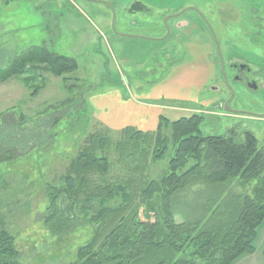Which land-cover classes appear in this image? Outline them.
Listing matches in <instances>:
<instances>
[{"label": "rangeland", "instance_id": "374dc122", "mask_svg": "<svg viewBox=\"0 0 264 264\" xmlns=\"http://www.w3.org/2000/svg\"><path fill=\"white\" fill-rule=\"evenodd\" d=\"M135 2L143 7L131 9ZM179 20L207 21L222 61L248 63L256 71V89L234 82L229 71L222 81L219 67L205 78L199 71L181 72L186 58L175 40L184 33ZM188 30L197 35L196 28ZM41 44L75 58L77 67L66 74L67 83L43 72L35 96L21 79L0 83V157L13 154L0 161V197L21 264L72 263L90 237L89 224L59 236L41 221L47 187L59 185L89 133L112 137L107 153L114 179L125 176L114 147L122 130L153 131L157 112L169 119L198 112L203 135L240 142L247 131L264 146V0H0V65ZM20 113L27 121L19 120ZM254 247L232 264H264V221Z\"/></svg>", "mask_w": 264, "mask_h": 264}, {"label": "trees", "instance_id": "16d2710c", "mask_svg": "<svg viewBox=\"0 0 264 264\" xmlns=\"http://www.w3.org/2000/svg\"><path fill=\"white\" fill-rule=\"evenodd\" d=\"M76 67L75 58L33 45L0 65V83L21 79L35 96L43 72L67 83L66 74ZM202 119L198 112L174 119L159 115L151 132L125 127L114 143L125 176L116 179L109 175L112 137H84L59 185L47 187L41 216L59 236L80 224L92 226L69 264H232L254 251L264 221V146L247 131L240 142L203 135ZM2 207L0 197V264H21Z\"/></svg>", "mask_w": 264, "mask_h": 264}, {"label": "flooded vegetation", "instance_id": "af4514ba", "mask_svg": "<svg viewBox=\"0 0 264 264\" xmlns=\"http://www.w3.org/2000/svg\"><path fill=\"white\" fill-rule=\"evenodd\" d=\"M183 22L184 20H179V23L183 24L182 26H184L183 36L181 32L180 37L175 38L177 42L181 43L184 54H185V58H186L184 63L179 65L180 71L183 70V67L184 68L201 67V65H203L202 62L204 61L206 64V67H219L222 81L224 80L226 83H227L226 75H225L226 71L231 72L232 74L230 75V77L232 78V80L240 84L244 88H250V85H252L253 83H256L257 81L256 71L253 70L252 67L248 63H246L243 59L232 58L230 60H227L226 62L222 61L220 51H219L217 35L212 30V28L207 23V21L205 22V24L202 23V25H199L194 20H191L189 22L185 21L184 23ZM189 27L190 28L192 27V29L196 28L198 30L196 31L198 33L197 35L205 34L208 36L209 38V42H208L209 48L208 49L210 51V54H207L205 52V49L204 51L202 50L203 45L201 41H199V39L196 37V35L189 36V32H188ZM165 30H166V36H167L170 32L167 24L165 25ZM164 57L166 59H169V55H166V53H164ZM163 66L164 64L160 63L156 67H163ZM177 66L178 65H176L175 67Z\"/></svg>", "mask_w": 264, "mask_h": 264}, {"label": "crops", "instance_id": "0c3cea01", "mask_svg": "<svg viewBox=\"0 0 264 264\" xmlns=\"http://www.w3.org/2000/svg\"><path fill=\"white\" fill-rule=\"evenodd\" d=\"M141 9V8H140ZM197 31V30H196ZM198 34V33H197ZM196 37L201 41V43H202V45H203V47H202V50L204 51V49H205V52L207 53V54H210V51H209V46H208V42H209V38H208V36L207 35H205V34H201V35H196ZM204 54V53H203ZM203 58H204V56H203ZM203 63V65H201V67H186V68H184L183 67V70L181 71V72H183V73H186V72H188V71H199V72H202V77H207V76H212L213 75V67H206V64H205V62L203 61L202 62ZM177 80H181V78H179L178 77V79ZM154 108V107H153ZM155 108H157V107H155ZM176 109H181V107H175ZM159 109V108H158ZM169 110V109H168ZM162 113V112H161ZM160 112H157V120H156V122L154 123V125L153 126H151V128L152 129H155L156 128V125H157V122H158V117H159V115H162ZM153 117H154V112H153ZM151 115V116H152Z\"/></svg>", "mask_w": 264, "mask_h": 264}, {"label": "water", "instance_id": "95a60500", "mask_svg": "<svg viewBox=\"0 0 264 264\" xmlns=\"http://www.w3.org/2000/svg\"><path fill=\"white\" fill-rule=\"evenodd\" d=\"M222 70H223V68H222ZM250 88L251 89H256V84L255 83H253L252 85H250ZM232 94V93H231ZM226 108V107H225ZM227 111H229V109L227 108Z\"/></svg>", "mask_w": 264, "mask_h": 264}]
</instances>
